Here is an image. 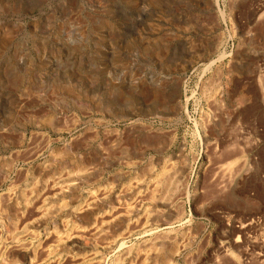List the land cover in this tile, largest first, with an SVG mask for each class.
Listing matches in <instances>:
<instances>
[{"label": "rangeland", "instance_id": "374dc122", "mask_svg": "<svg viewBox=\"0 0 264 264\" xmlns=\"http://www.w3.org/2000/svg\"><path fill=\"white\" fill-rule=\"evenodd\" d=\"M0 264H264V0H0Z\"/></svg>", "mask_w": 264, "mask_h": 264}, {"label": "bare ground", "instance_id": "6f19581e", "mask_svg": "<svg viewBox=\"0 0 264 264\" xmlns=\"http://www.w3.org/2000/svg\"><path fill=\"white\" fill-rule=\"evenodd\" d=\"M224 55H225L224 53H220V54L218 55L217 60L221 59ZM217 60L212 61L211 64H213V63H214L215 61H217ZM211 64H210V65H211ZM247 110H248V109H247Z\"/></svg>", "mask_w": 264, "mask_h": 264}]
</instances>
